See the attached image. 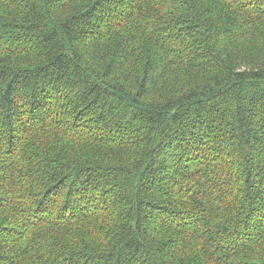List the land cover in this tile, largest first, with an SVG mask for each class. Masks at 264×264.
I'll use <instances>...</instances> for the list:
<instances>
[{
  "label": "trees",
  "instance_id": "1",
  "mask_svg": "<svg viewBox=\"0 0 264 264\" xmlns=\"http://www.w3.org/2000/svg\"><path fill=\"white\" fill-rule=\"evenodd\" d=\"M0 264H264V0H0Z\"/></svg>",
  "mask_w": 264,
  "mask_h": 264
}]
</instances>
